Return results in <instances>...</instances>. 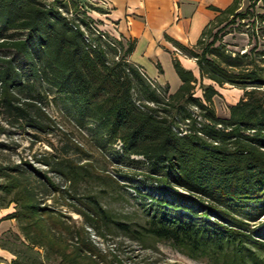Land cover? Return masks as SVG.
I'll return each mask as SVG.
<instances>
[{
    "label": "trees",
    "instance_id": "1",
    "mask_svg": "<svg viewBox=\"0 0 264 264\" xmlns=\"http://www.w3.org/2000/svg\"><path fill=\"white\" fill-rule=\"evenodd\" d=\"M243 1L235 0L222 11L196 46L175 43L179 53L196 61L200 78L175 57L173 68L182 84L174 93L165 84L160 94L144 72L123 57L106 62L105 49L113 43L125 56L134 43L115 36L111 41L78 1L0 0V49L13 53L0 57V117L8 127L32 131L35 139L52 135L57 123L42 105L48 86L106 143L120 142V158L146 165V175L162 188L164 194L150 198L141 236L169 242L188 258L207 264H264V238L250 226L264 219V49L259 50L264 33L257 35L253 29L248 35L256 44L244 53L223 41L232 33L227 28L248 15L253 28L264 23V13L238 12ZM259 2L264 7V0H254ZM70 7L81 11L80 18L68 17ZM157 70L162 74L159 64ZM197 84L201 96L196 95ZM225 85L244 92L223 118L214 98L219 95L215 86ZM7 148L0 143V153ZM74 149L83 152L78 145ZM51 156L37 160L44 169L0 162V193L10 196L1 207H16L2 220H15L21 232L12 235L17 249L2 245L14 257L7 264H103L104 254L87 229H99L102 218L108 219L106 211L69 187L60 189L49 173L70 185L80 167L72 158ZM173 187L190 195L174 191L181 204L162 198ZM53 195L82 218L80 227L45 203ZM114 223L127 229V224Z\"/></svg>",
    "mask_w": 264,
    "mask_h": 264
},
{
    "label": "rangeland",
    "instance_id": "2",
    "mask_svg": "<svg viewBox=\"0 0 264 264\" xmlns=\"http://www.w3.org/2000/svg\"><path fill=\"white\" fill-rule=\"evenodd\" d=\"M80 12V10L74 12L73 7H70L68 17L72 19L78 15L77 18H80ZM238 12L264 13L263 2L257 4L254 3V0L245 2ZM249 17L250 15L242 23L238 20L236 24L227 28L226 32L231 31L232 33L223 37V41L230 45L231 50L241 53L249 51L256 42L254 39L250 41L248 34H252L253 29L257 35L264 33V23H257L253 28ZM92 27L95 26L92 25ZM85 31L87 35H91L87 30ZM109 37L111 41L117 40L111 34ZM102 40H107V37ZM111 46L112 48L105 49V59L108 64L118 62L122 57L123 60L129 62V56H125L123 53L124 49H120L115 43ZM262 49H264V38L259 39V50ZM1 56L11 57L13 53L0 49ZM16 59L17 63H22L17 57ZM173 73L175 74L174 71ZM151 82L152 86H156L160 94H163L167 83L153 80ZM45 89L48 96L47 99L42 100V105L55 120L58 129L52 135H41L40 139H35L32 136V131L8 127L0 117V130L1 128L7 130L5 134L0 132V143L8 145V148L0 153V162L10 165L20 164L22 167H25V163H27L34 168L44 169V166L37 163V160L42 156L51 154L54 158L64 157L75 160L80 167L78 169L80 173L75 182L69 185L54 173H49V176L53 178L60 189L69 187L75 195L84 201L95 200L106 211L108 219L102 218L99 229L96 231L87 229L92 243L104 254L103 264H207L188 258L174 249L169 242L158 240L149 235L141 236L142 228L147 226L149 219L146 210L151 204L150 198L160 197L164 194L162 188L154 184L146 175L149 172L146 165L128 163L127 160L120 158L122 154L120 142L113 145L106 143L93 129L91 123L79 119L75 107L69 101L61 98L48 86H45ZM195 91L197 96L202 95V88L199 84ZM219 91V95L214 98V107L220 117L226 118L229 115V106L236 104L242 98L244 91L230 85H225ZM133 99L138 102V95L135 91H133ZM182 127L185 128L184 125ZM74 145H78L83 152L76 151ZM131 159L142 160L137 156H133ZM166 191L169 194L163 195L162 198L175 204L181 203L174 199V191L185 193L186 196L190 195L178 187L167 188ZM49 198L45 201L46 204H52L63 214L71 216L76 227L82 225V218L79 215L62 206V201H55L57 195ZM9 200L10 196L0 193V211L3 214L8 212L11 214L16 208L14 203L8 204L5 208L1 207V204H6ZM179 212L184 213L182 210ZM203 220L208 221L209 219L203 218ZM210 221L214 222L213 219ZM114 222L127 224V229L116 226ZM10 224L11 228L0 234V247L2 248L4 245L17 249L18 243L13 242L12 235H21V232L15 220H10ZM251 224L252 230L259 229L260 236L264 238V219L259 223ZM100 232L104 233L105 237H102ZM46 264H56V261L49 260Z\"/></svg>",
    "mask_w": 264,
    "mask_h": 264
},
{
    "label": "crops",
    "instance_id": "3",
    "mask_svg": "<svg viewBox=\"0 0 264 264\" xmlns=\"http://www.w3.org/2000/svg\"><path fill=\"white\" fill-rule=\"evenodd\" d=\"M76 1L82 10L97 20L99 28L123 41L133 42L129 62L150 80L165 81L170 93H174L182 84L173 73L175 57L194 73L196 79L200 78L196 61L179 53L175 43L188 48L196 46L206 28L235 0H102L106 4L101 0ZM250 1L244 0L240 9ZM157 64L161 66L162 74L158 72ZM215 87L218 91L221 89ZM9 213L0 211V234L11 228L10 220H2ZM13 258L0 247V264H7Z\"/></svg>",
    "mask_w": 264,
    "mask_h": 264
},
{
    "label": "built area",
    "instance_id": "4",
    "mask_svg": "<svg viewBox=\"0 0 264 264\" xmlns=\"http://www.w3.org/2000/svg\"><path fill=\"white\" fill-rule=\"evenodd\" d=\"M101 1H102V0H101ZM102 2L106 4V2H105V1H102Z\"/></svg>",
    "mask_w": 264,
    "mask_h": 264
}]
</instances>
